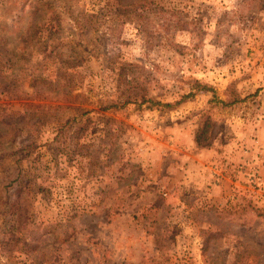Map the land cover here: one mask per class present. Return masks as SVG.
Listing matches in <instances>:
<instances>
[{
	"label": "rangeland",
	"instance_id": "obj_1",
	"mask_svg": "<svg viewBox=\"0 0 264 264\" xmlns=\"http://www.w3.org/2000/svg\"><path fill=\"white\" fill-rule=\"evenodd\" d=\"M3 155L0 264H264V0H0Z\"/></svg>",
	"mask_w": 264,
	"mask_h": 264
},
{
	"label": "trees",
	"instance_id": "obj_2",
	"mask_svg": "<svg viewBox=\"0 0 264 264\" xmlns=\"http://www.w3.org/2000/svg\"><path fill=\"white\" fill-rule=\"evenodd\" d=\"M202 88H205V85H202ZM213 91V90H212ZM243 100L242 98L238 97L236 94L233 97H230L226 100H219L215 94H212V97L209 100V103L213 102H219L223 105H231L233 103H236L237 101ZM148 102H150V106H153V104H160L162 106H169V103H161L156 100H150L148 99ZM210 118L209 116H205L203 120H201L200 124L198 125L195 133H194V141L197 143V145L200 146H207L210 144L212 139V134L210 133ZM8 135H4V137H7ZM7 156V155H6ZM3 155L0 159L2 160V163H0V168L4 173H7V171L4 169V166L6 165L4 162V159L6 157ZM17 176H19V173H16ZM28 180L24 181V186L21 184L22 181L19 180L20 190L26 188ZM6 185L3 183V179L0 178V210L4 211L6 213L10 212V218L9 219H3L4 226L0 229V244L5 245L8 242L16 243L18 240V235L15 233L16 230H19L17 219L21 217V211L22 208L20 206V201H16L15 199H11L9 197V194L5 189ZM22 186V187H21ZM16 210V211H15ZM7 216V215H6Z\"/></svg>",
	"mask_w": 264,
	"mask_h": 264
}]
</instances>
